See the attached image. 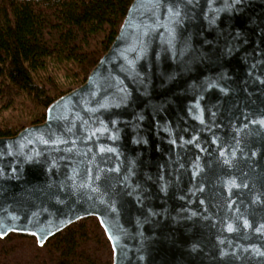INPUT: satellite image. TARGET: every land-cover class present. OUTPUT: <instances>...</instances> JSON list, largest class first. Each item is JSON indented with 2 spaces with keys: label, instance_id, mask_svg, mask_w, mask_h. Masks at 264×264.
<instances>
[{
  "label": "water",
  "instance_id": "95a60500",
  "mask_svg": "<svg viewBox=\"0 0 264 264\" xmlns=\"http://www.w3.org/2000/svg\"><path fill=\"white\" fill-rule=\"evenodd\" d=\"M88 216L113 264H264V0H133L87 79L0 137V235Z\"/></svg>",
  "mask_w": 264,
  "mask_h": 264
},
{
  "label": "trees",
  "instance_id": "16d2710c",
  "mask_svg": "<svg viewBox=\"0 0 264 264\" xmlns=\"http://www.w3.org/2000/svg\"><path fill=\"white\" fill-rule=\"evenodd\" d=\"M132 2L0 0V137L45 121L50 104L87 79ZM24 241L34 253L19 258L11 250ZM0 264H113V249L98 218L88 216L43 243L0 235Z\"/></svg>",
  "mask_w": 264,
  "mask_h": 264
},
{
  "label": "rangeland",
  "instance_id": "374dc122",
  "mask_svg": "<svg viewBox=\"0 0 264 264\" xmlns=\"http://www.w3.org/2000/svg\"><path fill=\"white\" fill-rule=\"evenodd\" d=\"M13 248H14V250H11V252L13 254L18 255L19 258H23V257H26L28 254L34 253V247L32 248L31 244H28L25 241L23 243H20L18 247L14 246Z\"/></svg>",
  "mask_w": 264,
  "mask_h": 264
}]
</instances>
